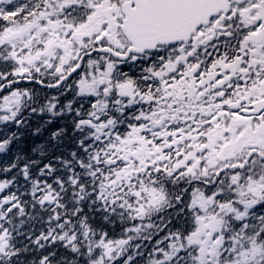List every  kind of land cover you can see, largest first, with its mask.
Returning a JSON list of instances; mask_svg holds the SVG:
<instances>
[{"label": "snow or ice", "instance_id": "6c2138e0", "mask_svg": "<svg viewBox=\"0 0 264 264\" xmlns=\"http://www.w3.org/2000/svg\"><path fill=\"white\" fill-rule=\"evenodd\" d=\"M0 264H264V0H0Z\"/></svg>", "mask_w": 264, "mask_h": 264}]
</instances>
